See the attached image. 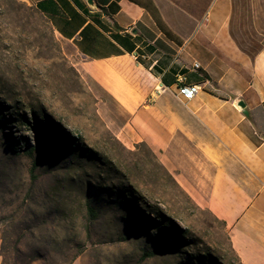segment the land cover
I'll return each mask as SVG.
<instances>
[{
  "label": "rangeland",
  "instance_id": "1",
  "mask_svg": "<svg viewBox=\"0 0 264 264\" xmlns=\"http://www.w3.org/2000/svg\"><path fill=\"white\" fill-rule=\"evenodd\" d=\"M156 1L190 35L216 0ZM229 20L243 49H264V0H232ZM125 121L32 3L0 0V264H240L157 156L123 146Z\"/></svg>",
  "mask_w": 264,
  "mask_h": 264
},
{
  "label": "crops",
  "instance_id": "2",
  "mask_svg": "<svg viewBox=\"0 0 264 264\" xmlns=\"http://www.w3.org/2000/svg\"><path fill=\"white\" fill-rule=\"evenodd\" d=\"M28 1L126 115L123 146L145 144L224 224L239 263L264 264V49L239 45L232 0H216L190 35L170 26L156 0ZM182 84L200 91L185 100Z\"/></svg>",
  "mask_w": 264,
  "mask_h": 264
},
{
  "label": "built area",
  "instance_id": "3",
  "mask_svg": "<svg viewBox=\"0 0 264 264\" xmlns=\"http://www.w3.org/2000/svg\"><path fill=\"white\" fill-rule=\"evenodd\" d=\"M195 69L201 68V65L199 63L194 64ZM183 83V81H182ZM178 95L182 97L185 100H192L198 92L200 91V86L198 85H187V84H182V86L179 87L178 89Z\"/></svg>",
  "mask_w": 264,
  "mask_h": 264
},
{
  "label": "trees",
  "instance_id": "4",
  "mask_svg": "<svg viewBox=\"0 0 264 264\" xmlns=\"http://www.w3.org/2000/svg\"><path fill=\"white\" fill-rule=\"evenodd\" d=\"M35 123H36V118H35ZM31 127H36V124H34L33 122L31 123ZM38 139H39V147H40V149L42 150V152H45V150H46V145L42 142V139H41V135H39L38 136ZM34 166H37V164H35ZM171 180H173L172 179V177H171ZM173 182H175L174 180H173ZM175 184H176V182H175ZM137 199H138V201L139 202H143L144 204H147V202L143 199V198H141V197H136ZM151 221V219L150 218H148V220H147V222H150Z\"/></svg>",
  "mask_w": 264,
  "mask_h": 264
},
{
  "label": "water",
  "instance_id": "5",
  "mask_svg": "<svg viewBox=\"0 0 264 264\" xmlns=\"http://www.w3.org/2000/svg\"><path fill=\"white\" fill-rule=\"evenodd\" d=\"M24 1H28V0H24ZM28 2H29V1H28ZM87 2H88V4H89L92 8H94L93 0H88ZM236 107H237L240 111H242V112H244V113H246V111H247V105H246V103H245L243 100H239V101L236 103Z\"/></svg>",
  "mask_w": 264,
  "mask_h": 264
}]
</instances>
